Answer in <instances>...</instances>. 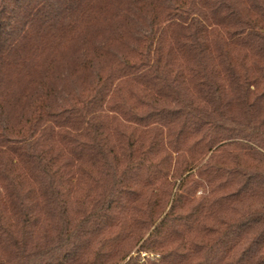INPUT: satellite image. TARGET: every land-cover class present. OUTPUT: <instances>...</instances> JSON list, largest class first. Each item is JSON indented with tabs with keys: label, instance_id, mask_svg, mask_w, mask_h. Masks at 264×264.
<instances>
[{
	"label": "trees",
	"instance_id": "trees-1",
	"mask_svg": "<svg viewBox=\"0 0 264 264\" xmlns=\"http://www.w3.org/2000/svg\"><path fill=\"white\" fill-rule=\"evenodd\" d=\"M126 258L264 264V0H0V264Z\"/></svg>",
	"mask_w": 264,
	"mask_h": 264
},
{
	"label": "rangeland",
	"instance_id": "rangeland-1",
	"mask_svg": "<svg viewBox=\"0 0 264 264\" xmlns=\"http://www.w3.org/2000/svg\"><path fill=\"white\" fill-rule=\"evenodd\" d=\"M137 248L132 250L131 255L133 257L138 256V262L143 263V262H151V261H156L160 258V254H156L153 252H148V251H142L137 253L136 252ZM128 261V258H126L121 264H126Z\"/></svg>",
	"mask_w": 264,
	"mask_h": 264
}]
</instances>
